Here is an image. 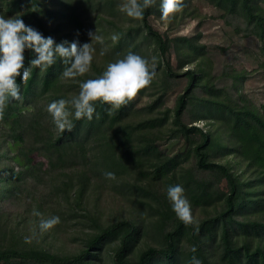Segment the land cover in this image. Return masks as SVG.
Returning a JSON list of instances; mask_svg holds the SVG:
<instances>
[{"label": "trees", "instance_id": "1", "mask_svg": "<svg viewBox=\"0 0 264 264\" xmlns=\"http://www.w3.org/2000/svg\"><path fill=\"white\" fill-rule=\"evenodd\" d=\"M87 1L88 7L93 9L96 6L99 11L106 8L109 11L106 15L118 17L113 8L116 0ZM204 1L222 10L224 15L240 17L250 31L249 35L260 40L264 38V0ZM159 4L160 0H155L154 6L146 8L143 19L137 21L135 32L132 34L130 28L123 30L118 42L134 44L136 37H141L144 43L150 41L168 80L186 76V86L176 99L173 110L164 109L156 116L147 114L161 107L164 93L141 108L140 111L149 117L136 122L126 121L132 116L133 109L128 104L111 114L106 105H98V116L94 114L91 121L74 120L71 132L56 134L54 130L48 131V120L39 115L38 108L39 112H35L33 107L28 114V106L25 103L19 106L20 101L9 103L0 117V125L15 144H30V153L37 150L57 167L77 168L72 174L63 173L65 180L61 181L63 188L59 191L65 208L59 214L51 211L49 217L59 216L62 221V216L74 214L86 196L90 182H94L99 174L112 172L114 178L130 174L134 181L128 188L136 195L148 198L149 203H143L145 206L150 208L157 201L158 206L165 208L158 211V218L152 224L157 230L159 246H147L134 254L132 246L140 226L120 220L97 227L95 232L86 236L83 247L75 253L58 254L24 242L17 232L0 224V264H190L193 256L201 264H264V119L252 107L241 103V99L234 103L223 98L222 91L214 88L208 71L203 68L186 69L182 74L172 68L168 60L171 52L167 40L149 24V18L159 14ZM42 5L40 0H0V15L20 14L26 25L45 36L51 35L59 42L47 18L41 16ZM191 39L183 37L176 40L180 41L175 52L179 69L202 56V49ZM135 48L133 45L130 51ZM123 50L122 45H117L108 53L123 57L126 54ZM25 56L28 63L30 53L26 52ZM63 68L59 60L46 72L33 68L32 76L21 85L23 100L30 98L37 102L41 97L67 99L68 90L63 88L66 79L61 75ZM143 89L138 91L140 95ZM196 90H201L208 97L197 98L191 110L193 119L185 125L182 116L192 101L191 92ZM169 119L173 128L164 137L169 140L184 138L189 148L184 159L191 158L195 169L212 176L213 182H204L181 166L180 175L175 177L179 159L184 155L168 157L159 152L157 145L149 144L150 140H163L160 131ZM199 121L212 123V129L203 130L191 125ZM191 136L197 139L192 142ZM230 156L243 166L247 176L238 175L229 164L219 162ZM29 164L30 159L26 158L23 167ZM18 175L8 170V194L12 192L10 180ZM171 178L181 181L191 208L207 211L206 208L212 207V212L199 221L193 219L190 225L182 223L174 212L169 215L172 208L166 189L172 184ZM140 181L146 184L141 185ZM222 181L226 184L225 191L218 187ZM159 183L166 184L161 196L156 192L153 194V187ZM217 206L221 208L216 210ZM105 241L116 242L107 254L101 250Z\"/></svg>", "mask_w": 264, "mask_h": 264}, {"label": "rangeland", "instance_id": "2", "mask_svg": "<svg viewBox=\"0 0 264 264\" xmlns=\"http://www.w3.org/2000/svg\"><path fill=\"white\" fill-rule=\"evenodd\" d=\"M40 1L43 4L41 16L47 18L54 36L58 37L60 41L76 39L80 43L88 42L87 33L89 31L103 37L102 42L91 41L95 48L91 68L89 72L78 77L77 81L95 78L108 62L122 58L108 53L112 47L115 48L117 45H122L123 53L129 52L133 45L136 46L132 52L147 58L150 67L154 65L155 75L151 84L143 89L142 95L138 92L128 103V106H132L133 109L132 116L126 121L136 122L144 117L156 116L164 112V109H174L176 99L186 86V76L182 75L168 80L162 72L159 57L150 41L144 43L141 37H136L134 44L127 41L124 44L118 42L123 30L130 28L133 34L138 24V19L129 17L120 10L119 5L125 3L126 0H116L114 3L113 8L118 17L106 15L109 12L106 8L99 11L96 6H93V9L88 7L87 0ZM182 3L183 8L175 13L170 21L162 19L160 11L158 15L149 18L151 27L167 40L168 50L171 52L168 60L172 68L179 74H182L186 69L203 68L208 71V78L211 79L214 88L222 91L223 98L226 97L234 103H239V99H241V103L252 107L264 119V38L260 40L254 35H249L250 31L240 17L224 15L222 10L204 0H182ZM107 21L116 25H110ZM112 34H118L119 39L113 42ZM183 37L192 38L194 45L202 49V56L192 64L184 65L179 69L175 52L180 46V41L176 40ZM101 49L104 50L103 55H100ZM208 65L209 69H207ZM66 81L63 88L68 90L66 97L69 99L79 91V84L72 80ZM160 93H164L160 108H157L152 114L147 112L149 116L144 111H140L156 97H160ZM61 94L63 93L61 92ZM57 96L60 97V94ZM201 96L208 97L201 90L191 92L190 99L193 102L191 101L187 106L182 116V122L185 125H188L193 119L191 110L196 104L197 98ZM52 100L53 98L41 97L37 102H34L27 98L20 101L19 106H23L25 103L29 108L28 114L31 113L30 110L33 107L35 112L38 108L39 115L46 121L48 120V131L52 130L53 132L54 130L56 134L58 131L54 128L51 116L47 111V106ZM191 125L203 130L212 129V123L204 121ZM172 128L169 119L166 127L160 131L163 134V140H150L149 144L157 145L159 152L168 157L184 155L189 150L184 138L175 137L169 140L164 137ZM156 135L160 137L159 133ZM195 139H197L196 136L190 137L192 142ZM30 148V144L26 146L15 144L0 125V224L17 232L24 242L58 254L75 253L83 247L82 243L88 237L87 235L95 232L97 227L120 220L135 222L140 226L139 235L132 246L134 254L147 246H159L157 230L152 227V224L158 218V211L165 208L158 206L157 201H154L150 208L145 206L144 204L149 203L148 198L136 195L128 188L129 184L134 181L129 176L130 174L119 175L113 179L99 174V177L94 178L97 181L90 182L89 190L86 196L81 199L80 206L74 210V214L71 212L68 217L62 216L61 218L64 219L58 225L55 224L47 230H41L39 228L41 219H47L51 211L59 214L61 209L65 208L59 191L63 188L61 181L65 180L63 173L70 172L72 174L77 168L66 169L52 165L37 150L30 153ZM25 157L30 159V164L26 168L23 167L26 162ZM186 157L184 155L179 159L180 164L176 167L177 169L175 168V177L180 175L182 168L190 171L193 176L204 182L214 181V178L209 174L197 171L193 160L191 158L184 159ZM53 162L57 163L56 160ZM75 162L78 163V161ZM219 162L229 164L238 175L244 174L243 166L238 165L235 157H226ZM8 170L19 174L10 180L11 194H8L7 190ZM171 180L172 184H181L178 179L171 178ZM140 184L144 185L146 182L140 181ZM218 187L225 191V182L222 181ZM165 188L166 184L159 183L153 187V194L156 192L157 196H161L163 191L165 192ZM219 207L217 206L216 210H219ZM34 210L41 215L35 216ZM206 210L191 208L193 219L199 221L200 218L211 213L213 208L208 207ZM172 212L173 210L169 215ZM115 245L116 242L105 241L101 250L107 254Z\"/></svg>", "mask_w": 264, "mask_h": 264}, {"label": "clouds", "instance_id": "3", "mask_svg": "<svg viewBox=\"0 0 264 264\" xmlns=\"http://www.w3.org/2000/svg\"><path fill=\"white\" fill-rule=\"evenodd\" d=\"M155 3V0H126L119 5L127 16L142 20L144 10ZM183 8L182 0H160L159 9L162 19L172 20L175 13ZM88 42L78 40H61L45 36L40 31L26 25L20 14L14 16L0 15V117L12 101H22L21 85L32 76L33 68L46 72L58 60L64 65L62 77L78 82L79 91L69 99L63 97L52 100L47 111L51 116L54 128L58 132H71L74 120L91 121L94 114L98 116V105H106L109 114L113 110L127 105L139 90L150 85L155 75V67L149 66L147 58L127 52L122 58L110 61L95 78L77 81L78 77L89 72L95 48L91 41H103V37L89 31ZM119 39L118 34H112L113 42ZM31 58L27 59L25 53ZM104 54L101 49L100 55ZM19 81V82H18ZM108 179L114 178V173L105 172ZM184 187L179 184L167 186L166 197L177 218L185 225L193 224L191 205L185 196ZM37 217L41 215L34 210ZM60 222L59 216H51L39 221V228L47 230ZM190 264H201L193 256Z\"/></svg>", "mask_w": 264, "mask_h": 264}]
</instances>
